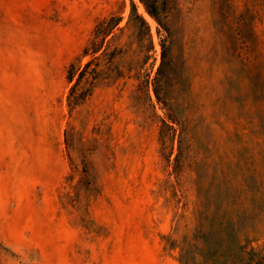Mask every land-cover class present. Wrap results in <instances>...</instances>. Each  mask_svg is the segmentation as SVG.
I'll use <instances>...</instances> for the list:
<instances>
[{"label":"rangeland","instance_id":"obj_1","mask_svg":"<svg viewBox=\"0 0 264 264\" xmlns=\"http://www.w3.org/2000/svg\"><path fill=\"white\" fill-rule=\"evenodd\" d=\"M222 1L0 0V264H181L200 222L264 256V0Z\"/></svg>","mask_w":264,"mask_h":264},{"label":"trees","instance_id":"obj_2","mask_svg":"<svg viewBox=\"0 0 264 264\" xmlns=\"http://www.w3.org/2000/svg\"><path fill=\"white\" fill-rule=\"evenodd\" d=\"M141 1L144 3L148 13L157 18L156 7L158 0ZM229 1L223 0L222 4H229ZM119 23L120 18L114 16L102 21L96 27L94 38L90 40V45L84 49V53L87 54L90 49L94 51L100 50L103 47L105 38L115 27H118ZM129 24H132L143 37L146 36L152 47L150 26L136 9L132 10ZM164 64L165 58L163 56L158 76L155 78L156 87L161 82L160 76ZM245 241V244H242V240L239 238V230L234 226H231L230 229H225L224 224L220 223L219 229L213 227L212 224L205 228L203 223L200 222L195 232L184 238L181 246L180 261L181 264H253L257 260L258 264H262L264 256L251 246V240L248 237Z\"/></svg>","mask_w":264,"mask_h":264}]
</instances>
